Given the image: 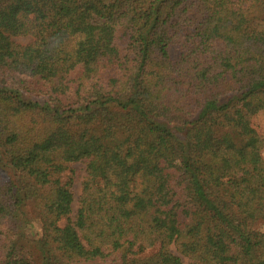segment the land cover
I'll list each match as a JSON object with an SVG mask.
<instances>
[{
	"label": "trees",
	"instance_id": "obj_1",
	"mask_svg": "<svg viewBox=\"0 0 264 264\" xmlns=\"http://www.w3.org/2000/svg\"><path fill=\"white\" fill-rule=\"evenodd\" d=\"M262 110L264 0H0V264H264Z\"/></svg>",
	"mask_w": 264,
	"mask_h": 264
},
{
	"label": "rangeland",
	"instance_id": "obj_2",
	"mask_svg": "<svg viewBox=\"0 0 264 264\" xmlns=\"http://www.w3.org/2000/svg\"><path fill=\"white\" fill-rule=\"evenodd\" d=\"M16 42L22 44V45H27L29 43H31L32 41V37L30 36H22V37H17ZM169 54L172 57H175L178 54V49L174 46H170L169 47ZM22 94L23 97L25 99H30V100H34V101H39L42 102L45 97L41 96L40 94L37 93H32V92H27L25 90H22ZM251 126L254 128V130L256 131V133L262 138L264 139V110L260 111L258 114L254 115L251 118ZM262 157L264 158V152L262 154ZM3 161V157L2 154L0 152V163ZM71 169L73 170L72 174L67 171L64 174V178L66 179L68 177V174L73 176V183H72V193H73V204H72V209H73V213L76 212L77 207H78V200L81 196V192H82V184L85 180V175H86V163L84 162H78L75 164L71 165ZM0 173L3 176V178L5 179H13L14 177V173L10 168H4L1 167L0 165ZM26 209V214H27V221H28V225L25 227V235L28 238L27 244L31 247V249H33V251L35 252V257L38 261V253L37 251L34 249V245L33 242L34 240H36L39 236V231H40V222H39V217L38 214L34 208V206L32 204H28L27 207H25ZM257 228L259 230H261L264 233V222H258L257 223ZM156 249L152 251V253H155ZM144 255H138L135 256L134 258H141ZM184 262L187 263L188 260L183 258Z\"/></svg>",
	"mask_w": 264,
	"mask_h": 264
}]
</instances>
